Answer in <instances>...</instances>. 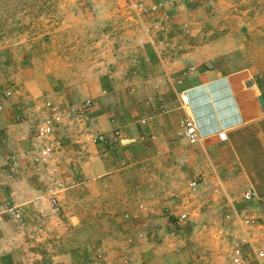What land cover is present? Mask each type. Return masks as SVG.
Returning <instances> with one entry per match:
<instances>
[{
	"label": "crops",
	"instance_id": "0c3cea01",
	"mask_svg": "<svg viewBox=\"0 0 264 264\" xmlns=\"http://www.w3.org/2000/svg\"><path fill=\"white\" fill-rule=\"evenodd\" d=\"M52 41L35 37L17 58L13 48L0 56V264H230L209 241L188 240L212 217L223 219L212 227L225 237L233 207L255 217L253 232L264 247V80L246 70L199 64L177 81V70L166 67L159 79L135 76L143 97H132L122 116L118 108L102 107L108 98L101 90L107 69L116 70L111 84L125 82L119 51H105L100 42L64 44L60 51ZM55 73H64L61 85ZM155 87L158 96L151 93ZM184 93L190 104L182 102ZM86 99L94 103L86 118L57 113L51 159L34 164L38 118ZM189 116L199 123L195 143L177 133ZM115 129L114 141H94ZM14 157L20 160L16 171L10 167ZM184 170L205 177L193 205L169 188ZM56 181L64 187L57 189ZM245 191L255 196L243 200ZM6 201L22 207L23 226L7 213ZM184 212L188 219L179 220ZM104 221L111 235L99 231Z\"/></svg>",
	"mask_w": 264,
	"mask_h": 264
},
{
	"label": "rangeland",
	"instance_id": "374dc122",
	"mask_svg": "<svg viewBox=\"0 0 264 264\" xmlns=\"http://www.w3.org/2000/svg\"><path fill=\"white\" fill-rule=\"evenodd\" d=\"M35 37L53 40L60 51L64 44L86 47L99 42L105 51L118 50L122 55L119 75L125 82L111 84L115 77L110 75L116 70L107 69L108 80L101 90L108 99L102 107L118 108L122 116L125 107H132V97L140 101L143 97L144 89L133 85L135 76L159 79L166 75V67L177 70V81L199 64L246 70L264 80V0H0V56L13 48L17 58L28 51ZM63 74L55 73L56 86L64 82ZM152 90L159 95L158 87ZM192 176L184 170L169 186L186 204H192L200 192L190 189ZM223 210L217 209L220 216ZM217 220L223 222L221 217ZM218 222L213 217L211 222L201 221L197 232H189L194 235L188 241L193 245L209 241L228 262L233 237L226 233L222 241L214 229ZM203 224H209L207 229L203 230ZM98 226L104 236L112 234L107 222Z\"/></svg>",
	"mask_w": 264,
	"mask_h": 264
},
{
	"label": "built area",
	"instance_id": "2783aa9c",
	"mask_svg": "<svg viewBox=\"0 0 264 264\" xmlns=\"http://www.w3.org/2000/svg\"><path fill=\"white\" fill-rule=\"evenodd\" d=\"M134 6L137 7L138 3H134ZM7 94H10V92L8 91ZM181 99L184 104H190L192 102V98L188 93L182 94ZM93 104L94 103L92 99H86L79 105L74 103H66L64 105L54 107L50 112L44 114L38 120L35 127L34 138L36 140V146L33 148L30 155L31 161L37 165H44L50 161L53 151V135L57 128V113L60 110H65V112L69 115L76 114L81 118H86ZM177 133L179 137L189 141L190 143L197 142L200 138L199 123L197 119L195 117L189 116L181 120ZM118 136L119 131L116 130L113 134H96L93 138L96 142L104 141L110 143ZM10 167L16 171L20 167V160L14 157L10 162ZM204 184V175L198 174L190 181L189 186L192 191H199L201 186ZM56 185L57 189L64 187V183L61 181H56ZM56 188L51 189L50 200L52 204L57 206L58 199L54 195ZM254 196V192L245 191L243 193V200L252 199ZM5 210L21 226L25 224L23 209L20 205L13 201H6ZM187 219L188 213L186 212L179 216V220ZM226 219L230 221L229 230L233 237L232 247L229 254L230 264H264V247H259L257 245L258 239L253 232L256 220L255 217L245 215L243 210L233 207L231 211L227 213ZM235 223H238L239 227L243 229L242 232L237 231V226Z\"/></svg>",
	"mask_w": 264,
	"mask_h": 264
},
{
	"label": "water",
	"instance_id": "95a60500",
	"mask_svg": "<svg viewBox=\"0 0 264 264\" xmlns=\"http://www.w3.org/2000/svg\"><path fill=\"white\" fill-rule=\"evenodd\" d=\"M249 85H250V83H249ZM259 101H260V104H261L262 109H263V111H264V96H263V95H260V96H259ZM127 140H128V139H124L123 142H127Z\"/></svg>",
	"mask_w": 264,
	"mask_h": 264
}]
</instances>
